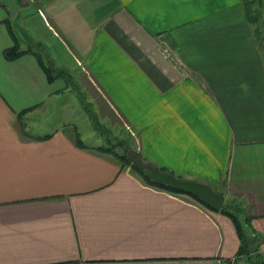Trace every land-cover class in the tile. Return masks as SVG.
I'll list each match as a JSON object with an SVG mask.
<instances>
[{
	"label": "crops",
	"instance_id": "0c3cea01",
	"mask_svg": "<svg viewBox=\"0 0 264 264\" xmlns=\"http://www.w3.org/2000/svg\"><path fill=\"white\" fill-rule=\"evenodd\" d=\"M258 27L244 0H0V264H228L239 246L224 212L84 140L64 98L77 89L44 67L67 58L149 161L242 205L264 257Z\"/></svg>",
	"mask_w": 264,
	"mask_h": 264
},
{
	"label": "rangeland",
	"instance_id": "374dc122",
	"mask_svg": "<svg viewBox=\"0 0 264 264\" xmlns=\"http://www.w3.org/2000/svg\"><path fill=\"white\" fill-rule=\"evenodd\" d=\"M32 20L35 24V16L32 17ZM257 23L259 25L258 28L261 37L264 38V13L263 17L258 19V21L254 23V25ZM63 59H65V57ZM67 60L68 64L64 62L67 66V70H64V76L66 77V79H68L67 82L70 83V87L75 84V86L73 85V88H76L77 90L74 89L73 91L75 93L73 95H66L64 96V98L70 100L69 103L71 104L70 107L72 110H70L69 113H72L73 117L75 118V122L77 125L76 130L84 137V140L87 143L103 145H108L110 144V142L121 143L120 140H122L123 142H125V144L129 145L126 146L123 145L124 143H121L122 146H125L124 148L126 149V152L129 149L138 147L139 141L137 140V134L139 133V129L135 128L134 126L128 129V127H126V125L124 124L123 118L108 104H106L107 107L103 109H100L98 105L96 106L95 101L91 100V95H87V93H85L82 89L86 86L84 84H81L78 80L79 70L74 61L69 58H67ZM55 66L57 67L58 63H56ZM54 71H56V68H54ZM42 121V123L38 124V127L29 126V128H27L28 132L32 133L35 131L50 130V128L52 127V120L50 119V122H47L46 119H43ZM73 122H71V124ZM94 123L97 124L96 127H94ZM131 131L136 132L132 133ZM118 145L114 144V148L119 150L120 146ZM139 150L145 157H147V154L144 153V150ZM136 151L139 152L138 150Z\"/></svg>",
	"mask_w": 264,
	"mask_h": 264
},
{
	"label": "trees",
	"instance_id": "16d2710c",
	"mask_svg": "<svg viewBox=\"0 0 264 264\" xmlns=\"http://www.w3.org/2000/svg\"><path fill=\"white\" fill-rule=\"evenodd\" d=\"M246 10H247V16L249 21L254 24L258 21V19L263 17L264 13V0H244ZM21 51L18 50L17 46H13L5 51V54L8 57H13L17 54H19ZM45 70L48 74L49 80H52L55 75H62L65 71L62 70H56L54 71L53 68L49 64H44ZM68 79H66L67 81ZM75 85V84H73ZM74 87V86H73ZM96 122V121H95ZM94 127L97 126L96 123H94ZM78 141L83 145V141L78 138ZM121 143H124L123 145L129 146L128 144H125L122 140H120ZM121 143H111L108 145H97V149L109 151L115 158H117L120 162L121 168L125 166H129L131 170L136 172L144 182L153 184L155 186L173 191V192H184L178 189L171 188L165 184L156 182L151 176L137 163L133 161V159L130 157V155L127 154L125 146H122ZM114 144H119L120 149L114 148ZM134 150H138L136 147L133 148ZM141 153V156L144 160H148L147 157H145L140 150H138ZM162 170H167L165 167L159 166ZM173 173L172 171H169ZM174 174V173H173ZM189 193V192H187ZM191 194L196 200L204 204L205 206L211 208L206 203H204L198 196ZM224 212L226 215H228L236 229V232L239 237V246L237 248L236 254L239 257H243L249 264H264V257L262 254L258 251L257 245L253 244L252 239L250 238L248 232V226H249V219L250 217L246 214L243 216V210L244 208L240 203H232L230 201L225 202L220 209ZM247 227V228H246Z\"/></svg>",
	"mask_w": 264,
	"mask_h": 264
},
{
	"label": "water",
	"instance_id": "95a60500",
	"mask_svg": "<svg viewBox=\"0 0 264 264\" xmlns=\"http://www.w3.org/2000/svg\"><path fill=\"white\" fill-rule=\"evenodd\" d=\"M127 154L156 182L174 189L192 193L213 209H220L224 204L223 192L214 189L210 184L193 178L177 176L169 171L162 170L157 164L149 160H144L136 150L129 149L127 150Z\"/></svg>",
	"mask_w": 264,
	"mask_h": 264
},
{
	"label": "built area",
	"instance_id": "2783aa9c",
	"mask_svg": "<svg viewBox=\"0 0 264 264\" xmlns=\"http://www.w3.org/2000/svg\"><path fill=\"white\" fill-rule=\"evenodd\" d=\"M228 264H249L243 257L237 256V254L227 259Z\"/></svg>",
	"mask_w": 264,
	"mask_h": 264
}]
</instances>
